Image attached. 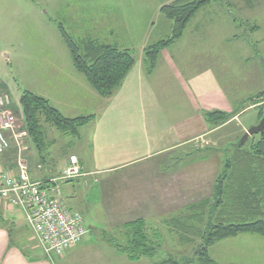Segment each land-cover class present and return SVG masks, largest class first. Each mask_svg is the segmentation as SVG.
<instances>
[{
  "label": "rangeland",
  "instance_id": "obj_1",
  "mask_svg": "<svg viewBox=\"0 0 264 264\" xmlns=\"http://www.w3.org/2000/svg\"><path fill=\"white\" fill-rule=\"evenodd\" d=\"M167 1L159 0L156 4ZM154 13L151 2L146 0H0V83L9 85L15 103L19 101L22 92L30 91L48 99L66 117L74 116L76 112H82L84 116L95 115L96 119L90 123L91 138L92 132L103 128L108 120L104 116L106 99L98 96L87 84L85 77L74 69L59 25L78 44L94 39L122 49L133 48L139 47L146 40V33L151 28V42L171 35V22L163 17L151 24L154 22L151 21ZM176 44L171 47L172 54L181 52L179 46L182 45L188 56L197 54L206 58L204 60L208 63L211 62L228 93L240 90L242 99L254 96L260 93L259 86L264 82V0H229V3L226 0L215 1L196 14L183 38ZM80 83L90 87V94L97 95L90 96L88 104L87 101L80 102ZM2 92L4 93L0 91ZM259 106H251L249 109L247 106H240V113L235 115L239 118V123L224 125L208 137L196 140L188 146L190 154L179 155L178 152H173L170 154L172 161L158 160L154 163L158 169L169 165V170L174 171L180 166L183 168L190 165L193 170L197 165L206 164L207 174L201 175V181L197 177L191 179V185L200 182V189H193L192 186L189 197L188 194L183 195L190 202H176L173 210L128 209L121 198H125L128 193L120 194L119 191L129 181L123 177L125 174L98 177V183L90 185L88 201L85 180L75 183V194L82 203L75 210L81 212L85 226L90 231L85 243L90 241V250L100 253V263L106 258L109 264H153L170 257L184 259L190 256L193 245L183 243L177 233L171 232L165 221L182 211L177 207L211 196L223 162L232 158L233 148L231 150L229 144L237 140L240 142L243 138L239 124L245 127L259 124L263 117V110ZM15 119V131L23 132V119L19 114ZM43 129L53 157L45 156L46 161L40 175L60 176L68 157L73 153L80 154L76 148L87 144L89 128H82L81 139L64 136L48 125H44ZM262 138L261 135L251 136L244 144L246 149ZM16 145L7 151V160L12 152L13 164L16 165L18 151L15 148L18 147L22 155L36 165L35 155L39 154L33 143L25 138V145ZM83 153L88 156V150ZM130 183L133 187L135 179H131ZM60 184L65 198H69L68 184ZM67 204L73 206L68 201ZM0 206L2 209V205ZM14 218L19 222L23 221L21 213ZM139 218H143L150 228L158 230L162 235L161 249L154 260L145 257L139 261H129L127 256L117 252L111 245V239L123 240L124 232L119 229L122 224ZM247 237L262 239L246 234L218 242L210 248L211 257L217 264H255L250 254L253 255L251 246L256 240ZM30 245L35 246L33 243ZM259 264H264V261Z\"/></svg>",
  "mask_w": 264,
  "mask_h": 264
},
{
  "label": "crops",
  "instance_id": "obj_2",
  "mask_svg": "<svg viewBox=\"0 0 264 264\" xmlns=\"http://www.w3.org/2000/svg\"><path fill=\"white\" fill-rule=\"evenodd\" d=\"M146 1L151 2L154 7L155 13L151 20L154 21L151 22L153 24L162 17L160 13L162 6L176 0H168L171 2H162V4H156V1L159 0ZM152 29L146 33V40L139 47L124 48L131 50L136 55L134 56L136 62L116 93L110 98L102 97L106 99L104 116L108 120L104 123L103 128L92 132L90 138V123L96 119L95 115H91L94 118L82 127L89 128L87 146H78L76 149L80 154H71L60 171L62 174L63 170L70 165L72 157L78 159L82 175L71 181H64L70 189L68 191L69 198H65L62 191L65 206L74 212H77L75 207H80L82 204L75 194V183L85 180L88 201L90 185L98 183L100 176L113 174L115 176L125 174L123 177L129 180L127 186L120 187L123 191H119L120 194L128 193L125 198H121L126 207L131 210H173L176 202L183 204L190 202L183 195L188 194L189 197L192 186L193 189H200V182L191 185V179L197 177L201 181L203 178L201 175L207 174L206 164L197 165L193 170L190 165L183 168L180 166L174 171L169 170V165L158 169L154 163L158 160L160 162L172 161L173 158L170 154L173 152H178L179 155L190 154L188 146L220 129L212 130L206 124L205 111L218 110L237 115L240 113L239 107L246 100V98L242 99L240 90L231 94L227 92L216 67L211 62L208 63L204 60L206 58L197 54V56H188L187 53H184L185 47L182 45L179 46L181 52L172 54L171 47L176 46V43L161 53L154 73L147 75L144 49L158 42V40L151 42L153 41L150 38ZM261 84L260 92H264V82L262 81ZM87 86L80 83L79 93L80 102L87 101L88 104L90 96L97 95L94 93L91 95L90 85ZM0 91L10 94L12 99L10 108L17 112L19 101L13 102L9 85L1 82ZM241 99L242 101H239ZM60 112L65 116L64 112ZM81 113L76 112L74 116L67 118L90 117ZM238 120L239 118L236 116L225 126L238 122ZM256 125L245 127L239 124L243 134ZM82 128L77 139L82 137ZM84 150H88V156L83 155ZM51 153L52 149L49 148L45 156L50 158ZM35 156L36 165L28 159L30 163L29 175L33 181H49L61 177V175L41 176L40 171L43 170L46 159L43 162L39 155ZM39 165L42 166L41 169H38ZM0 167L9 168L14 173L17 170L16 165L13 162L10 163L6 156H0ZM131 179H135L133 187L130 185ZM184 199L186 201H183ZM67 201L70 203L69 205L73 203V206H68ZM190 205L179 206L177 209H185ZM4 210V206L2 205V209L0 206V264H101L98 260L100 253L90 250V241L85 243L90 231L80 245L67 251L62 257L55 254L48 257L39 246L32 231H29L24 216L22 215L23 221L19 222L14 218L16 215H20L19 212ZM148 228L150 227L148 226ZM247 238L256 240V243L251 246L254 250L253 255L250 254L253 263H262L264 261V238ZM102 264H109V261L104 258Z\"/></svg>",
  "mask_w": 264,
  "mask_h": 264
},
{
  "label": "trees",
  "instance_id": "obj_3",
  "mask_svg": "<svg viewBox=\"0 0 264 264\" xmlns=\"http://www.w3.org/2000/svg\"><path fill=\"white\" fill-rule=\"evenodd\" d=\"M215 1L176 0L161 8L162 17L171 22L172 32L166 39L145 48L147 75L155 71L161 53L183 38L196 14ZM226 1L229 3V0ZM59 30L76 72L85 77L98 95L112 97L135 65L133 52L92 39L78 44L62 25H59ZM241 106H259L263 116L264 92L249 97ZM19 109L22 112L23 127L28 133L27 139L36 147L43 162L44 153L49 148L44 125L64 136L78 138L80 129L94 118H67L48 99L30 91L22 92ZM235 114L218 110L205 111L204 119L212 130H216L232 120ZM238 144V140L229 144L230 149L233 148L232 158L223 162L211 196L191 204L165 221L171 232L177 233L183 243L193 245L190 256L184 259L170 257L153 264H217L210 255V248L216 243L246 234L264 238V136L249 149H246V144ZM15 149L17 152L18 149ZM6 153L0 156L5 157ZM12 154L8 155L10 163L13 162ZM119 229L124 232L123 240L111 239L110 242L129 261H139L145 257L154 260L158 256L162 235L158 230L148 228L143 218L127 222Z\"/></svg>",
  "mask_w": 264,
  "mask_h": 264
},
{
  "label": "built area",
  "instance_id": "obj_4",
  "mask_svg": "<svg viewBox=\"0 0 264 264\" xmlns=\"http://www.w3.org/2000/svg\"><path fill=\"white\" fill-rule=\"evenodd\" d=\"M11 103L9 93H0V155L9 151L14 144L19 147L25 145V138L28 137L24 127L23 132L15 131L16 115L23 118L20 109L15 112L10 108ZM16 167L15 173L9 168L0 167V205L24 216L28 228L48 257L54 254L62 257L80 245L89 232L83 215L65 206L60 184L82 175L78 159L72 157L61 177L49 181L31 179L29 162L21 149L18 150ZM41 168L39 165L38 169Z\"/></svg>",
  "mask_w": 264,
  "mask_h": 264
},
{
  "label": "water",
  "instance_id": "obj_5",
  "mask_svg": "<svg viewBox=\"0 0 264 264\" xmlns=\"http://www.w3.org/2000/svg\"><path fill=\"white\" fill-rule=\"evenodd\" d=\"M255 135H261L264 136V114L263 117L261 118L259 124H257L256 126L251 127L250 129H248L244 135L243 138L241 139V141L239 142V146L244 145L251 136H255Z\"/></svg>",
  "mask_w": 264,
  "mask_h": 264
}]
</instances>
